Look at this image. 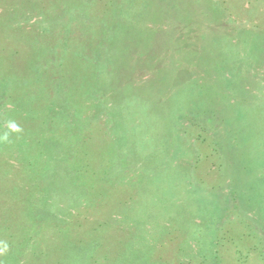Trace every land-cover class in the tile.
I'll list each match as a JSON object with an SVG mask.
<instances>
[{
    "label": "rangeland",
    "instance_id": "1",
    "mask_svg": "<svg viewBox=\"0 0 264 264\" xmlns=\"http://www.w3.org/2000/svg\"><path fill=\"white\" fill-rule=\"evenodd\" d=\"M0 264H264V0H0Z\"/></svg>",
    "mask_w": 264,
    "mask_h": 264
},
{
    "label": "clouds",
    "instance_id": "2",
    "mask_svg": "<svg viewBox=\"0 0 264 264\" xmlns=\"http://www.w3.org/2000/svg\"><path fill=\"white\" fill-rule=\"evenodd\" d=\"M11 127H12L13 129H15V128H16V125L13 124V125H11Z\"/></svg>",
    "mask_w": 264,
    "mask_h": 264
}]
</instances>
